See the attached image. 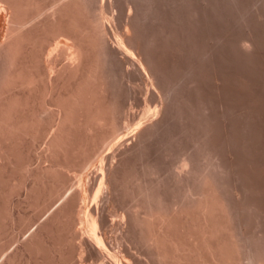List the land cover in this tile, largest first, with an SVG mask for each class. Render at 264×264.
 Listing matches in <instances>:
<instances>
[{
  "label": "bare ground",
  "instance_id": "bare-ground-1",
  "mask_svg": "<svg viewBox=\"0 0 264 264\" xmlns=\"http://www.w3.org/2000/svg\"><path fill=\"white\" fill-rule=\"evenodd\" d=\"M131 1L137 3V12L128 7L122 33L108 15L113 0H0V264H264V90L259 85L261 90L254 91L261 93L254 104L255 122L250 121L254 127L245 122L255 135V145L249 141L255 149L250 169L238 165L241 158L237 162L234 153L224 158L216 144L221 138L214 141L205 121L195 129L196 152L160 169L147 158L152 140L162 136L171 150L172 117L179 113L184 123L192 118L178 110L186 103L178 93L185 67L178 75L163 63L165 51L160 57L154 52L158 46L150 47L156 38L146 39L135 24H140L142 4L148 0ZM199 2L208 5V0ZM161 28L167 38L176 35ZM246 42L252 49L253 41ZM188 70L187 77L194 78L193 69ZM216 82L219 89L223 82ZM187 83L194 85L195 79ZM134 86L142 95L137 114L126 102ZM239 88L245 93L246 88ZM192 123L184 128L194 131ZM42 141L44 148L38 152ZM103 200L111 204L109 213L101 207ZM115 206L126 210L120 207L125 212L119 215ZM7 227L14 231L16 244L8 252L2 244ZM120 230V236L113 235Z\"/></svg>",
  "mask_w": 264,
  "mask_h": 264
},
{
  "label": "rangeland",
  "instance_id": "rangeland-1",
  "mask_svg": "<svg viewBox=\"0 0 264 264\" xmlns=\"http://www.w3.org/2000/svg\"><path fill=\"white\" fill-rule=\"evenodd\" d=\"M114 1V3H113V8L112 7H109L108 9L110 10H113V11H111L110 10V12H109V10H108V15H110V17H114V23L116 24V27H119V25H121L120 27H119V29L117 30L116 28V30L117 31H120L121 32V30L122 31H125V32H122V33H126V25H127V17H126V15H128V13L129 12H127V11H129L128 10V7H131V6H134V7H132V13L133 14H135V12H137V7H138V5H137V3L135 4L134 2V4L132 3V1L131 0H113ZM124 1V2H123ZM130 1V2H129ZM146 1V0H145ZM173 1V2H172ZM179 1V2H178ZM182 1V2H181ZM188 1V0H187ZM187 1H185V0H168V3H167V0H158L157 2H156V0H151V3H154V4H151L150 3V1L148 0V1H146V2H143V4H142V9H141V11L142 12H140L141 14H143L144 12H145V14H143L142 16H141V19L142 20H140L141 22H140V24L138 25V23H139V21H136V23L135 24H137V28L139 27V28H141V30L143 31V34H145L144 35V37L146 38V39H149V37H151V38H153V36L156 38L155 40H156V43H154V44H151V46L150 47H152L153 48V46H154V50H155V48H157V46H158V49H156L154 52L156 53V52H160V57L163 55V54H165L164 56H162L161 58H162V60H163V63L165 62H167L166 64H167V66L169 67V68H171L172 69V71H174L175 70V73H177L178 75H179V71L180 70H182L184 67V69H185V71H186V69L188 68H190V72H191V70L193 71L192 73H191V75L190 76H194V78L193 77H187V75L189 76V70L188 71H184V72H181L180 71V74L181 75H179V76H182V78H183V81L181 82V84H179V86H178V88H180L181 87V85H183V87H181L179 90H178V93H179V97L181 98L182 97V95H183V98H184V100L186 101V103L185 104H181V106H180V108L178 109V110H180L182 113H185V112H189V114H188V116H190L191 114V116L190 117H192L189 121H187V122H185L184 123V121H186L185 119H183V118H181L180 119V114L178 113H176V114H174V117H172V119H171V122L172 123H170L171 125H170V135L173 137V145H172V148H171V150L172 149H174V150H168L167 149V147L165 146V144H164V141H163V138H162V136H159V137H157L156 139H154V140H152V142H151V144H150V148L147 150V151H151V152H149L147 155H148V157L147 158H149L150 157V159L156 164V165H160V166H162V167H160L159 165V168L161 169L162 168V170H165L166 168H168L170 165H171V163L173 164L174 163V165L176 164V161L178 160L179 162H180V160H182V157H184L185 156V154H190V153H193V151L194 150H196V148H195V145L196 144H194L195 142H196V139L195 138H197V136H195V135H197V133L199 132H197L195 129L197 128V126H198V122H200V121H205L206 123H208L209 124V128H211L210 130L214 133V134H211V136H213V139H214V141L216 142V141H218V140H220V138H221V142H222V144H221V142L220 141H218V142H216V144L218 145V147H220V152H222V155L224 156V158L226 159V158H228L229 157V155L231 156V153H232V155H233V153H234V155H235V153L237 154V155H233V158L235 157V159H236V161H237V159H238V161L240 160V158H241V160L238 162V165L240 164V166L241 167H246L247 169H250V167H252L253 166V163H254V159H253V157H254V154H253V151L255 152V149L253 150V148H251V146L249 145L250 144V139H251V143L252 142H254L253 144L255 145V141H253L254 139H255V135H254V133H253V128H251V127H254L253 126V124H254V122H255V120H254V117H256V110L258 109V107L256 108V106H257V104H259V103H257V99H258V97H256L257 96V94H261V93H258L261 89H259L258 87H259V85H260V88L262 87V91L264 90V85H262V84H264V71H262V70H264V64L262 65V63H264L263 61H264V0H236V3L235 4H233V2H232V0H231V2H230V0H215V2L214 1H211V0H208V5H210V6H208L207 4H204L205 5V7H204V5L203 4H201L202 2H199L200 0H192V1H189L190 3L191 2H193V1H195V2H193L194 4H189V2L187 3ZM209 1H210V3H209ZM219 1H220V3H219ZM224 1V2H223ZM227 1H229V2H227ZM235 1V0H234ZM259 1V2H258ZM126 2H128V4L126 3ZM175 2H177V4H178V6L179 5H182V6H177V4L175 3ZM217 2V3H216ZM239 2V3H238ZM257 4H255V3ZM108 3H109V1H108ZM126 3V4H125ZM146 3V4H145ZM149 3V5H147ZM156 3V4H155ZM173 3H175L174 5L175 6H173ZM195 3H197V4H195ZM228 3V4H227ZM238 3V4H237ZM117 4H119L118 6H117ZM159 4V5H158ZM169 4V5H168ZM216 4V5H215ZM218 4V5H217ZM221 4V5H220ZM233 6H232V5ZM255 4V5H254ZM109 6H110V4H108ZM130 5V6H129ZM137 5V6H136ZM144 5V6H143ZM153 5H155L154 7H153ZM161 5V6H160ZM167 5V6H166ZM198 5V6H197ZM200 5V6H199ZM228 5V6H227ZM122 6H124V7H122ZM194 6V7H193ZM208 6V7H207ZM120 7V8H119ZM176 7V8H175ZM122 8V9H121ZM146 8V9H145ZM148 8V9H147ZM153 8V9H152ZM156 8V9H155ZM158 8V9H157ZM170 8H171V10H170ZM173 8L175 9V11L173 10ZM124 9H127V10H125L124 12H120V11H122V10H124ZM133 9H134V11H133ZM164 9V10H163ZM167 9V10H166ZM120 10V11H119ZM149 10H150V12H149ZM156 10H157V12H156ZM144 11V12H143ZM152 11V12H151ZM160 13H159V12ZM162 11V12H161ZM115 12V13H114ZM119 12V13H118ZM147 12V13H146ZM153 12H156V13H153ZM173 12V13H172ZM175 12V13H174ZM177 12V13H176ZM121 13V14H120ZM150 13V14H149ZM159 13V14H158ZM163 13V14H162ZM113 14V15H112ZM115 14V15H114ZM123 14V15H122ZM152 14V15H151ZM161 14V15H160ZM176 16H175V15ZM118 15V16H117ZM122 15V16H121ZM149 15V16H148ZM154 15H156L155 17H154ZM159 15V16H158ZM166 15V16H165ZM168 15V16H167ZM172 15V16H171ZM144 16L146 17V18H144ZM174 16V17H173ZM178 16V17H177ZM116 17V18H115ZM123 17V18H122ZM158 17H159V19L161 18V20H162V22H161V20H159L158 19ZM167 17H168V20H167ZM172 17V18H171ZM149 18V19H148ZM156 18V19H155ZM119 19V20H118ZM121 19H123V20H121ZM144 19V20H143ZM155 19V20H154ZM171 19V20H170ZM177 19V20H176ZM118 20V21H117ZM147 20V21H146ZM165 20V21H164ZM120 21V22H119ZM153 21V22H152ZM158 21H160V22H158ZM171 21H172V24H171ZM143 22H144V24H143ZM150 22V23H149ZM159 24H158V23ZM164 22H165V24H164ZM119 23V24H118ZM156 23V24H155ZM169 23V24H168ZM115 24H114V27H115ZM126 24V25H125ZM161 24V25H160ZM160 25V27L162 26L163 28H165V30L167 29V27H168V29L166 30V32H168V31H170V32H172V33H174L172 36H174L175 35V33H176V35L174 36V37H168L169 38V40L170 39H174V41H171L170 40V42H169V40H167L168 38L166 37V36H164L165 34L163 33L162 34V28L160 29V27L158 28V26ZM167 25V26H166ZM169 25V26H168ZM176 25V26H175ZM125 26V27H124ZM147 27V28H145V27ZM150 26V27H149ZM156 26V27H155ZM166 26V27H165ZM171 26V27H170ZM144 27V28H143ZM176 27V28H175ZM122 28H124V29H122ZM159 29V30H157V29ZM172 28H174V29H172ZM177 29V30H176ZM151 30H152V32H151ZM156 30V31H155ZM164 29H163V31H165ZM173 30V31H172ZM177 32H176V31ZM147 31V32H146ZM158 34H155V32ZM159 31H161V32H159ZM156 36H155V35ZM149 35V36H148ZM163 36V37H162ZM165 38V39H164ZM163 39V41L161 42L160 40H162ZM249 42L250 41V45H251V42H252V49H250V47H248L249 45H248V43L246 42V40ZM249 39V40H248ZM167 40V41H166ZM243 40H245V43H244V41ZM158 42H160L159 44H158ZM163 42H165V43H163ZM174 42V43H173ZM240 42V43H239ZM242 42V43H241ZM167 43V44H166ZM168 43L170 44L169 46H168ZM239 43V44H238ZM158 44V45H157ZM162 44H163V46H162ZM166 44V45H165ZM173 44V45H172ZM242 44V45H241ZM245 44H247V45H245V47L243 48V46ZM257 46H256V45ZM153 45V46H152ZM172 45V46H171ZM241 45V46H240ZM255 45V46H254ZM161 46V47H160ZM247 46V47H246ZM254 46V47H253ZM259 46V47H258ZM170 47V49H173L172 51H169L168 49H166V48H169ZM174 47V48H173ZM244 49H242V48ZM257 47V48H256ZM152 48H151V50H152ZM247 48H249V49H247ZM160 49V50H159ZM256 49H257V51H256ZM163 50V51H162ZM255 50V51H254ZM259 50H260V52H259ZM153 51V50H152ZM165 51V52H164ZM168 51V52H167ZM245 51H248V53L247 52H245ZM250 51H251V53H250ZM254 51V52H253ZM164 52V53H163ZM167 52V53H166ZM169 52H172V54L171 53H169ZM157 53V54H158ZM163 53V54H162ZM247 53V54H246ZM255 53V54H254ZM258 53V55H260V54H262V55H260V56H257L256 54ZM169 54V55H168ZM171 54V55H170ZM250 54V55H249ZM167 55V57H165ZM171 56V57H170ZM178 56V57H177ZM261 57L262 59H259V58H257V57ZM163 58H165L166 60H164ZM257 58V59H256ZM168 59H169V61H168ZM178 59V60H177ZM256 60H257V62H256ZM261 60H263V61H261ZM185 62V63H184ZM170 63V64H169ZM183 63V64H182ZM187 63V64H186ZM258 63H261V64H259L260 66H258ZM165 64V65H166ZM169 64V65H168ZM174 64H175V68H174ZM178 66H177V65ZM257 64V65H256ZM170 65H173L172 67H170ZM182 68H181V67ZM190 66V67H189ZM192 66V67H191ZM258 69H256V68ZM259 67H263L261 70H260V68ZM177 68V69H176ZM192 68V69H191ZM177 70V71H176ZM255 70V71H254ZM183 71V70H182ZM256 71H257V73H256ZM259 71H261V73L263 74H261L262 75V78H261V75H260V77L258 76L259 74H258V72ZM194 72H196V73H194ZM199 72V73H198ZM184 73V75L186 76V77H183V74ZM186 73H188L187 75H186ZM216 73V74H215ZM254 73V74H253ZM257 75H256V74ZM196 74V75H195ZM199 74V75H198ZM219 76H218V75ZM234 75V77H236V78H233L232 76H230V75ZM203 75H204V77H203ZM217 75V76H216ZM255 77H254V76ZM178 76V77H179ZM195 76H197V78L200 80L201 78V80H200V82L198 81V79H196V77ZM221 76V77H220ZM227 76H229V77H227ZM253 76V77H252ZM201 77V78H200ZM217 79H216V78ZM219 77V78H218ZM227 79L228 78V80H226L225 78ZM258 77L260 78L259 80H258ZM190 78L191 79H195V84L193 85V84H191V86L190 85H188V81L190 80ZM215 78V79H214ZM232 78V79H231ZM254 78V79H253ZM184 79H186V80H188V81H185ZM219 79H221V80H219ZM223 79H225V81L223 80ZM230 79V80H229ZM254 81H253V80ZM215 80V81H214ZM224 82H223V81ZM233 80H235V81H233ZM261 80V81H260ZM184 81H185V84H184ZM197 81V82H196ZM216 81H219L220 83L221 82H223V84L221 83V86L220 87H222V85H223V88H222V90H221V88L219 87V89H218V85L216 84V83H218V82H216ZM228 81H230V82H228ZM259 82L258 84H255V83H253V82ZM137 81H134V84L136 83ZM138 82H140V81H138ZM214 82H215V84H214ZM261 82H263V83H261ZM231 85H230V84ZM232 83H233V85H234V87H233V85H232ZM236 83H238V85H236ZM130 84H132V83H130ZM129 84V85H130ZM133 84V85H134ZM138 84H141V82L140 83H138ZM225 84H227V85H225ZM240 84H243V85H241L240 86ZM246 84H249V85H247L248 87H246ZM193 85V86H192ZM197 85V86H196ZM214 85V86H213ZM230 85V86H229ZM237 87H236V86ZM250 85L252 86V87H250ZM256 86V89L254 88L255 86ZM135 86H138L139 87V85H135ZM134 86V87H135ZM143 86V89L145 88L144 87V85H142ZM185 86V87H184ZM224 86H226V88H224ZM241 87V88H243V89H241V88H239V87ZM254 86V87H253ZM125 87L127 88L128 86H127V80H126V82H125ZM130 87H131V85H130ZM133 87V86H132ZM138 87H135L136 89H133V88H130V89H133L132 91H133V94H132V91L130 90V94H128V96H127V98H126V102H127V106H128V108H132V109H128V110H130L131 111V113H134L135 111V113L137 114V112L139 113L140 111H141V109H142V107H141V93H139V91H140V89H137ZM191 87H193V88H191ZM195 87V88H194ZM198 87H200L199 89H197ZM202 87V88H201ZM228 87H229V91H231L232 90V92H229V91H227L228 90ZM183 88V89H182ZM214 88H216L215 90H214ZM231 88H233V89H231ZM236 88V89H235ZM238 88H239V90L241 91V92H244V88H246L245 89V93H246V91H249V93L247 92L246 93V97H245V93H240L239 91H238ZM250 88H252V89H250ZM259 90H258V89ZM182 89V90H181ZM189 89V90H188ZM191 89V90H190ZM217 89H218V91L219 90H221V91H219V93H216V92H218L217 91ZM224 89V90H223ZM135 90H136V92H135ZM145 90V89H144ZM188 92H187V91ZM243 90V91H242ZM258 91L257 92V94L255 95V93H254V91ZM181 91V92H180ZM186 92L187 94H185L184 92ZM195 91H197V92H195ZM202 91V92H201ZM225 91V92H224ZM236 91V92H235ZM261 91V92H262ZM135 92V93H134ZM138 92V93H137ZM183 92V93H182ZM190 92H192L191 93V95H189L190 94ZM222 92V93H221ZM223 92H224V94H223ZM227 92V93H226ZM235 92V93H234ZM238 92V93H237ZM182 93V94H181ZM200 93V94H199ZM204 93V94H203ZM226 93V94H225ZM233 94L232 96L230 95V94ZM255 95L254 96V98L256 99V101H255V99H253V94ZM136 94V95H135ZM220 94V95H219ZM242 96H241V95ZM249 94V95H248ZM251 94V95H250ZM263 94H264V92H263ZM262 94V95H263ZM189 95V96H188ZM217 95L219 96L218 98H217ZM236 95V97H234ZM238 95V96H237ZM131 96V97H130ZM190 96H192V97H190ZM223 96V97H222ZM224 96L227 98V100L226 99H224ZM229 96V97H228ZM240 96V97H239ZM251 96V97H250ZM188 98V100H186L185 98ZM198 97V98H197ZM200 97H202V98H200ZM231 97V100L230 99H228V98H230ZM233 97L234 98H236V99H234L233 100ZM251 99H250V98ZM191 98H193V101L191 100ZM205 98V99H204ZM238 98V99H237ZM242 98V99H241ZM244 98H245V100H244ZM247 98H249V99H247ZM263 99H264V96L262 97ZM130 99V100H129ZM138 99V100H137ZM196 99H197V101H196ZM200 99H201V101H200ZM221 99V100H220ZM222 99H223V101H222ZM241 99V100H240ZM246 99L247 100H249V101H246ZM183 100V101H184ZM203 100H204V102H203ZM220 100V101H219ZM230 100V101H229ZM233 100V101H232ZM235 100H237V102L235 101ZM241 102L242 100L244 101V103H240L239 101ZM223 103H222V102ZM225 101V102H224ZM245 101H246V103H245ZM254 101V102H253ZM187 102H189V103H191V106H193V107H191L190 108V104H188ZM208 102V103H207ZM221 102V103H220ZM226 102H230V104L232 105H230V104H228L227 103V105L225 104ZM248 102V103H247ZM255 102H256V104H255ZM238 103H239V105H238ZM252 103V104H251ZM140 104V105H139ZM186 104H187V106H186ZM200 104V105H199ZM202 104V105H201ZM204 104V105H203ZM209 104V105H208ZM225 104V105H224ZM234 104H235V108H237V109H235V108H233L234 107ZM245 104H247V105H245ZM256 106H255V105ZM132 105V107H129V106H131ZM206 105V106H205ZM210 107H208V106ZM218 105H219V107H218ZM221 105V106H220ZM230 105V106H229ZM241 105V106H240ZM255 106L254 108L252 107V106ZM200 106H202L201 108H200ZM245 106H247V108L245 107ZM259 106V105H258ZM204 107V108H203ZM205 107H206V109H205ZM228 107H231L235 112V115H234V113L232 112L233 110H231V108L230 109H227ZM252 108L251 110H250V108ZM184 109V111H183V109ZM186 108V109H185ZM189 108V109H188ZM209 108V109H208ZM238 108H240V109H238ZM246 108V109H245ZM182 109V110H181ZM188 109V110H187ZM197 109V110H196ZM222 109H226V110H222ZM242 109V110H241ZM253 109H255V111L253 110ZM134 112H133V111ZM190 110V111H189ZM206 110V111H205ZM207 110H208V112H207ZM211 110V111H210ZM237 110V111H236ZM241 110V111H240ZM247 110V111H246ZM248 110H250V111H248ZM252 110L254 111V112H252ZM130 111H128L129 112V114H131L130 113ZM198 111V112H197ZM200 111V112H199ZM229 111H231V112H229ZM246 111V112H245ZM175 112V111H174ZM191 112H193V113H191ZM213 112V113H212ZM218 112H220V113H218ZM227 112L229 113V114H227ZM237 112V113H236ZM250 112H252V114L250 113ZM187 113H185V115L187 114ZM202 113V114H201ZM204 113V114H203ZM210 113H212V114H210ZM224 113V114H223ZM242 113H245V114H243V116H242ZM206 114V115H205ZM222 114H223V116H222ZM237 114H240V115H237ZM248 114V115H247ZM249 114L251 115V117L249 116ZM254 114V115H253ZM175 115H176V117H175ZM184 115V116H185ZM200 115V116H199ZM209 115V116H208ZM218 115H220V116H218ZM228 116V117H226V116ZM233 115V116H232ZM194 116V117H193ZM196 116L198 117V118H196ZM208 116V117H207ZM213 116V117H212ZM240 116H242V118H239ZM245 116V117H244ZM254 116V117H253ZM224 117H226V119L224 118ZM230 117V118H229ZM233 117H235V118H233ZM236 117H238V118H236ZM173 118L176 120L177 119V121H178V123L175 121V122H173L174 120H173ZM195 118V119H194ZM249 118V119H248ZM253 118V119H252ZM184 121H183V120ZM204 119V120H203ZM207 119V120H206ZM233 119H235L234 120V122H233ZM244 119V120H243ZM251 119V120H250ZM194 120V121H193ZM197 120H199V121H197ZM210 122H209V121ZM222 120V121H221ZM224 120V121H223ZM225 120H228V122L227 121H225ZM237 120V121H236ZM242 120V121H241ZM254 120V122H252V123H250V121H253ZM180 121V122H179ZM219 121H221V123L219 122ZM232 122V123H230L229 124V122ZM244 121V122H243ZM248 121V122H247ZM182 122V123H181ZM192 122H194V123H192ZM227 123V125L225 124V123ZM237 124H236V123ZM245 122H247L250 126L248 127V124H246ZM190 124L191 125V123H192V126L194 127V131L192 130V131H190V130H186L185 128H184V126L186 125V124ZM196 123V124H195ZM213 123V124H212ZM240 123V124H239ZM223 124V125H222ZM242 124V125H241ZM173 125V126H172ZM195 125V126H194ZM211 125V126H210ZM219 125H221V127H223V128H221V127H218ZM225 125V126H224ZM234 125L235 126H237V127H235V129H234ZM244 125H245V127H244ZM180 126H182V127H180ZM227 126V127H226ZM232 126H233V128H232ZM177 129H176V128ZM230 127V128H229ZM239 127V128H238ZM183 128V129H182ZM214 130H213V129ZM217 128V129H216ZM218 128H220V129H218ZM236 128H238L237 130H236ZM241 128V129H240ZM173 129V130H172ZM175 129V130H174ZM224 129V130H223ZM247 129V131H245V130ZM249 129H251V130H249ZM185 130V131H184ZM221 130V131H220ZM225 130H226V132H227V134H226V132H225ZM189 132V133H187V132ZM218 131V132H217ZM229 131V132H228ZM230 131H232V132H230ZM235 133H234V132ZM249 131V132H248ZM186 132V133H185ZM193 132V133H192ZM224 132V133H223ZM238 132H240V133H238ZM243 132V133H242ZM168 133H169V131H168ZM174 133V134H173ZM218 133V134H217ZM228 133H230V137H229V134ZM249 133V134H248ZM177 134V135H176ZM220 134V135H219ZM225 134V135H224ZM232 134V135H231ZM238 134V135H237ZM244 134H246V135H244ZM176 135V136H175ZM186 135H188V136H186ZM236 135V136H235ZM254 135V136H253ZM191 136V137H190ZM218 138H217V137ZM231 136H232V138H231ZM238 136H240V137H238ZM242 136H243V140H242ZM244 136H246V138L244 137ZM188 137V138H187ZM193 138V139H192ZM227 138V139H226ZM236 138V139H235ZM241 138V139H240ZM245 138V139H244ZM179 139V140H178ZM183 139V140H182ZM230 139V140H229ZM158 140V141H157ZM179 142H178V141ZM185 140V141H184ZM188 140H191V141H188ZM193 140H194V142H193ZM223 140V141H222ZM228 142H226V141ZM237 142H236V141ZM246 140V141H245ZM177 141V142H176ZM188 141V142H187ZM235 141V142H234ZM157 142V143H156ZM161 142H163L162 144H161ZM220 142V143H219ZM249 142V143H248ZM154 145H153V144ZM186 143V144H185ZM191 143H192V146H191ZM232 143V144H231ZM237 143L239 144V145H237ZM247 143V144H246ZM159 144H161V145H159ZM182 144H183V146H185L186 148H184L183 146H182ZM226 144H227V147H226ZM228 144H230L231 145V147L228 145ZM39 145H40V147H39ZM39 145L37 146V151L39 150L40 152L43 150V146H44V143H43V141L41 142V143H39ZM158 146L157 148H156V146ZM177 145V146H176ZM187 145V146H186ZM220 145H224V146H220ZM236 145V146H235ZM164 146V147H163ZM189 146V147H188ZM238 146V147H237ZM240 146H242V147H240ZM247 146H250V147H248L247 149L246 148H244V147H247ZM177 147L178 148H180V149H177ZM252 147H253V145H252ZM41 148V149H40ZM169 148V147H168ZM194 148V149H193ZM223 148V149H222ZM239 148V149H238ZM254 148H255V146H254ZM151 149V150H150ZM164 149V150H163ZM182 149V150H181ZM183 149H185V150H183ZM228 149V150H227ZM234 151H233V150ZM246 149V150H245ZM249 149V150H248ZM168 152H167V151ZM193 150V151H192ZM226 150V151H225ZM230 150H232V151H230ZM239 150V151H238ZM248 150V151H247ZM38 151V152H39ZM177 151V152H176ZM183 151V152H182ZM225 151V152H224ZM229 151V152H228ZM241 151V152H240ZM243 151H246V152H244L243 153ZM251 151V152H250ZM153 152V153H152ZM170 152V153H169ZM171 152H172V155H171ZM190 152V153H189ZM194 152H196V151H194ZM227 152V153H226ZM249 152V153H248ZM157 153V154H156ZM161 153V154H160ZM164 153V154H163ZM167 153H169L168 155H167ZM175 153V154H174ZM184 153V154H183ZM248 153V154H247ZM153 154V155H152ZM243 154L245 155L244 157H243ZM165 155V156H164ZM167 155V156H166ZM175 155V156H174ZM228 155V156H227ZM248 155V156H247ZM253 155V156H252ZM156 156H158V157H156ZM169 157H170V159H169ZM175 157V158H174ZM155 158H156V160H155ZM159 158H161V159H159ZM165 158H167V160L165 159ZM177 158H179V159H177ZM185 158V157H184ZM245 158H248V159H245ZM251 158V159H250ZM176 159V160H175ZM159 160H160V162H159ZM169 160V161H168ZM248 160V161H247ZM155 161H157V162H155ZM177 161V162H178ZM252 163H251V162ZM159 162V163H158ZM178 162V163H179ZM241 162V163H240ZM247 162V163H246ZM164 165H163V164ZM166 163V164H165ZM169 164V165H168ZM168 165V166H167ZM245 165V166H244ZM163 167H164V169H163ZM249 167V168H248ZM108 200H103L102 202H101V207H102V209H103V211L105 212V213H109V210L111 209V204L109 203V202H107ZM109 203V204H108ZM106 204V205H105ZM126 204H127V200H126ZM103 207H105V208H103ZM107 207V208H106ZM116 207V211L118 212V214L120 215V213H124L125 211H123L121 208H124V210H126V208L125 207H122V206H115ZM121 207V208H120ZM117 208H119V209H117ZM122 212H121V211ZM108 211V212H107ZM120 212V213H119ZM118 219V218H117ZM8 223V222H7ZM5 225H6V223H5ZM8 226V225H7ZM7 228H9V227H7ZM7 228H6V231H4V233H5V235L3 234V236L2 237H4V238H2V244H4V245H6L5 246V249H6V251L8 252V248H10L9 250L11 251L12 249H14V247L16 246V244L14 243V241H13V238L15 237V235H13L14 233V231L13 230H11L10 228L7 230ZM9 230H11V231H9ZM13 231V232H12ZM118 232V233H117ZM115 231L114 233H113V235L114 236H120L121 234H122V232H121V230H120V233H119V231ZM7 233H9V234H7ZM13 233V234H12ZM9 235V236H8ZM12 235H13V238H12ZM7 236V237H6ZM8 240V241H7ZM7 241V242H6ZM12 244H11V243ZM14 243V244H13ZM124 243V242H123ZM1 244V245H2ZM10 244V245H9ZM124 245H126V243H124ZM133 247V246H132ZM9 251V252H10ZM133 251L135 252L136 251V249H133ZM137 252V251H136ZM6 253V252H5Z\"/></svg>",
  "mask_w": 264,
  "mask_h": 264
}]
</instances>
